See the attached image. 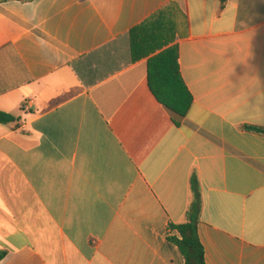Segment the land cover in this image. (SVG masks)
<instances>
[{"label": "crops", "instance_id": "crops-1", "mask_svg": "<svg viewBox=\"0 0 264 264\" xmlns=\"http://www.w3.org/2000/svg\"><path fill=\"white\" fill-rule=\"evenodd\" d=\"M161 39L177 123L148 86ZM0 111V264H184L167 225L192 174L205 264H264V133L243 127L264 128V0L0 2Z\"/></svg>", "mask_w": 264, "mask_h": 264}, {"label": "trees", "instance_id": "trees-1", "mask_svg": "<svg viewBox=\"0 0 264 264\" xmlns=\"http://www.w3.org/2000/svg\"><path fill=\"white\" fill-rule=\"evenodd\" d=\"M3 1L7 0H0V2ZM160 41L152 48L151 56L147 60L148 86L157 101L171 113L173 119H180L185 116L192 96L179 71L177 46L169 45L170 40L162 41L161 39ZM174 122L177 123L176 120ZM0 123L17 126L19 118L0 111ZM243 127L264 133L262 127L249 125ZM190 192L191 199L185 211L184 220L180 223H168L167 240L178 248L184 264H205L203 247L197 235V224L201 212V193L195 174L190 177ZM173 231L175 233H171ZM3 254L0 252V258Z\"/></svg>", "mask_w": 264, "mask_h": 264}]
</instances>
